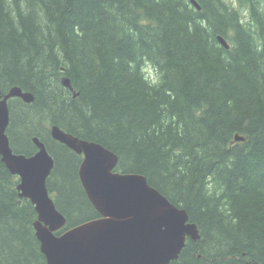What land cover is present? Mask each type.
Segmentation results:
<instances>
[{
  "label": "trees",
  "instance_id": "1",
  "mask_svg": "<svg viewBox=\"0 0 264 264\" xmlns=\"http://www.w3.org/2000/svg\"><path fill=\"white\" fill-rule=\"evenodd\" d=\"M194 1L0 0V99L34 97L8 101L6 134L15 154H35L36 137L52 157L62 231L100 216L52 126L186 211L200 238L170 264H264V0ZM18 185L0 156V264H46Z\"/></svg>",
  "mask_w": 264,
  "mask_h": 264
},
{
  "label": "water",
  "instance_id": "2",
  "mask_svg": "<svg viewBox=\"0 0 264 264\" xmlns=\"http://www.w3.org/2000/svg\"><path fill=\"white\" fill-rule=\"evenodd\" d=\"M218 41L228 48L222 37ZM62 84L72 90L68 79ZM12 98L26 104L34 101L32 94L18 87H12L0 99V156L7 169L20 179L19 196L35 208V237L46 264H170L177 259L187 237L198 238L186 211L168 202L144 176L114 171L118 158L113 152L52 126V139L82 156L80 183L100 216L55 235L66 220L56 210L46 186L54 162L36 137L32 141L38 151L31 156L15 154L11 149L6 129L7 102Z\"/></svg>",
  "mask_w": 264,
  "mask_h": 264
},
{
  "label": "bare ground",
  "instance_id": "3",
  "mask_svg": "<svg viewBox=\"0 0 264 264\" xmlns=\"http://www.w3.org/2000/svg\"><path fill=\"white\" fill-rule=\"evenodd\" d=\"M192 2H195L194 0H191V3ZM196 3V2H195ZM197 4V3H196ZM192 5H194L193 3H192ZM198 5V4H197ZM195 7V6H194ZM196 8V7H195ZM219 37V36H218ZM218 37H217V41H218ZM221 37V36H220ZM219 42V41H218ZM227 43V42H226ZM220 44V43H219ZM228 44V43H227ZM221 45V44H220ZM223 47V46H222ZM224 48V47H223ZM230 48V46H229V44H228V48H227V50ZM225 49V48H224ZM73 97H75V96H73ZM19 99V98H18ZM21 100V99H20ZM22 101V100H21ZM23 102V101H22ZM30 104V103H29ZM57 127V126H56ZM51 129L52 128H50V136H51ZM61 130V129H60ZM62 131V130H61ZM67 134V133H66ZM7 135V134H6ZM68 135H70V134H68ZM72 136V135H71ZM51 138H52V136H51ZM79 139V138H78ZM54 140V139H53ZM79 140H81V139H79ZM235 141H242L243 140V138L242 137H239V136H235V139H234ZM55 141V140H54ZM82 141H85V140H82ZM33 142V141H32ZM58 142V141H57ZM86 142H88V141H86ZM89 143H94V142H89ZM34 144V143H33ZM95 144H97V143H95ZM99 145V144H98ZM34 146H35V144H34ZM99 146H101V145H99ZM35 148H36V146H35ZM104 148V147H103ZM107 150V149H106ZM38 151V149L36 148V152ZM72 151V150H71ZM109 151V150H108ZM35 152V153H36ZM49 154V153H48ZM22 155V154H21ZM81 163H82V161H81ZM81 163H80V165H81ZM80 165H79V168H80ZM79 168H78V179H79ZM17 176V175H16ZM18 177V176H17ZM18 179H19V177H18ZM79 182H80V179H79ZM19 183H20V179H19ZM81 184V183H80ZM18 187V186H17ZM84 190V189H83ZM17 191H18V189H17ZM19 192V191H18ZM178 208V207H177ZM178 209H181V208H178ZM184 210V209H183ZM188 216V215H187ZM85 223V222H84ZM188 223H192V222H190L189 221V217H188ZM34 224V223H33ZM192 224H194V223H192ZM80 225V224H79ZM195 225V224H194ZM78 226V225H77ZM196 226V225H195ZM74 227H76V226H74ZM33 228H34V226H33ZM196 229H197V227H196ZM197 233H198V230H197ZM34 234H35V230H34ZM187 238H189V237H187ZM186 238V239H187ZM200 237H199V234H198V238L196 239V240H192V239H190V240H192V241H194V242H196L198 239H199ZM185 242H186V240H185ZM185 246V245H184ZM184 248V247H183ZM182 251V250H181ZM181 251H180V253H181ZM180 253H179V255H180ZM179 255H178V257H179ZM178 257H177V259H178ZM177 259H175V260H177ZM175 260H172L171 262H173V261H175ZM170 262V263H171Z\"/></svg>",
  "mask_w": 264,
  "mask_h": 264
},
{
  "label": "rangeland",
  "instance_id": "4",
  "mask_svg": "<svg viewBox=\"0 0 264 264\" xmlns=\"http://www.w3.org/2000/svg\"><path fill=\"white\" fill-rule=\"evenodd\" d=\"M233 8H238V4L236 2V0H226ZM242 14L245 15V12L242 11ZM144 74L146 75V77L152 81V82H156L157 81V75L155 70L149 65L146 64L144 66Z\"/></svg>",
  "mask_w": 264,
  "mask_h": 264
}]
</instances>
